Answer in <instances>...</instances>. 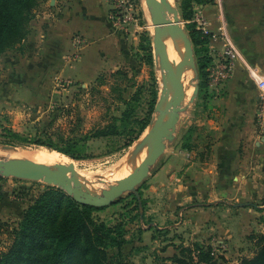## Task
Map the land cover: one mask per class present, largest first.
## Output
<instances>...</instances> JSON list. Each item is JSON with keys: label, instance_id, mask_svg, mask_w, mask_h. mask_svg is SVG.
<instances>
[{"label": "rangeland", "instance_id": "obj_1", "mask_svg": "<svg viewBox=\"0 0 264 264\" xmlns=\"http://www.w3.org/2000/svg\"><path fill=\"white\" fill-rule=\"evenodd\" d=\"M129 1L133 5V23L140 25L138 39L127 33L129 27L114 25L110 15L115 0L104 2L105 11L112 6L106 16H100L103 24H108L106 26H91L93 15L88 11H92V6L83 8L80 0L40 1L33 11L27 37L21 44L0 54V159L8 158L5 151L43 146L36 144L37 141H51L63 146L77 140L80 145L76 152L90 157L76 159L56 149L50 150L64 155L66 161L63 164L73 162L77 178L90 179L89 183L81 179L89 188L91 181V185H99L104 176L116 171L130 148L148 133L149 126L126 147L129 136L137 132L148 114L151 122L157 117L156 106L165 88L148 6L145 0ZM171 1L178 9L181 24L189 37L187 25L193 23L197 27L198 15L209 21L212 34L208 44L199 49L193 44L197 67L203 59L208 79L213 54L224 47V36L219 28L226 26L222 14L224 2L228 0H193L184 4L182 0ZM145 38L151 39L152 55L141 49ZM77 40L81 42L77 43ZM186 78L188 96L183 117L192 107H197L200 112L212 97L222 92V85L218 91L208 84L207 95L199 90L195 94V84H199L200 76L190 65L186 69ZM152 102L155 103L149 111ZM127 108L131 110L132 119L126 134L93 135L95 130L120 118ZM118 124L121 126L120 122ZM198 131L201 135L194 137V144L198 145L197 150H202L209 143L211 151L206 159L210 160L215 152V137L207 134L205 126ZM250 145L254 149L253 142ZM179 146L180 143L176 148L173 141H166L165 152L172 157ZM182 150L189 156L190 150ZM163 160L158 161L138 187L139 194L125 193L113 204L94 212L97 219L108 224L125 223L128 231L130 241L120 252L110 249L108 263L197 264L187 251L191 248L194 253L197 246L211 247L212 264H239L243 257L254 255L257 245L253 236L264 234V188L255 199L252 191L245 192V196L241 190L230 194L228 191V196L224 197V192L205 193L199 186L201 191H196L197 199L179 204L175 200L173 184L165 192L152 189L155 184L152 178ZM182 162L175 160L177 165ZM119 179L118 176L104 182L106 185L98 187L94 193L101 194L102 189ZM262 179L264 182V177ZM47 185L42 180L0 175V254L15 240V230L22 220L19 211L24 212ZM236 195L240 203H246L243 209L232 206L231 203L237 200L231 197ZM219 198L224 201L203 205L209 199ZM244 210H247L246 214L240 213ZM223 229H229L231 233ZM221 239L226 240L227 247L222 246Z\"/></svg>", "mask_w": 264, "mask_h": 264}, {"label": "crops", "instance_id": "obj_2", "mask_svg": "<svg viewBox=\"0 0 264 264\" xmlns=\"http://www.w3.org/2000/svg\"><path fill=\"white\" fill-rule=\"evenodd\" d=\"M80 1L83 8L92 6V11H88V14L93 15L91 26L108 25L103 24L101 17L107 15V11L112 9L111 5L105 11V0ZM222 15L226 21V31L240 53L235 74L222 84L221 94L212 97L211 102L206 103L200 112L197 107H192L185 117L181 116L182 123L173 141L176 148L179 143L180 146L172 157L167 152L163 154L159 160L164 159L163 163L152 178L155 181L152 189L159 192L167 191L173 184L175 200L179 204L197 197L196 191H201L199 186L205 193L224 192V197L228 196V191L230 194L241 190L244 196L245 192L252 191L251 196L255 199L264 188V133L261 132L257 116L259 90L252 75L255 72L264 76V0H228L224 2ZM123 26L129 27L127 33L138 39V23L129 22ZM192 125L205 126L207 134L215 137V152L210 160L201 159L195 149L190 150L189 156L183 152L181 137ZM199 135L201 132L194 137ZM251 142L254 149L251 148ZM175 160L183 162L177 165ZM237 196L231 197L237 200L231 204L243 209L246 203H240ZM220 201L224 199H209L203 205L218 204ZM19 212L22 217L23 210ZM240 213L246 214L247 210ZM223 230L231 233L229 229ZM219 242L227 247L225 239Z\"/></svg>", "mask_w": 264, "mask_h": 264}, {"label": "trees", "instance_id": "obj_3", "mask_svg": "<svg viewBox=\"0 0 264 264\" xmlns=\"http://www.w3.org/2000/svg\"><path fill=\"white\" fill-rule=\"evenodd\" d=\"M41 0H0V54L21 44L29 33L30 21L34 9ZM183 4L193 0H182ZM186 19H189V15ZM194 46L199 49L208 44L210 36L205 35L193 23L187 25ZM141 49L152 55L151 39H143ZM150 63L152 58L150 56ZM206 63L199 61V92L208 87ZM207 95V92L205 93ZM155 92L154 100L156 99ZM155 102L150 105L152 111ZM150 114L142 120L137 132L131 133L126 147L130 146L150 125ZM132 119L130 108L120 118L95 130L94 136L126 134ZM121 123V126L118 124ZM201 127L192 125L183 133L181 144L184 149H195L201 159H206L211 146L208 143L202 150H197L194 135ZM200 136V135H199ZM63 146L51 141H37L49 149H56L73 158H88L87 154L76 152L79 141L71 140ZM34 202L23 212L19 227L15 230L13 244L0 254V264H109V250H120L130 241L126 225L123 222L108 224L97 219L95 211L106 207H94L77 202L62 188L47 185ZM144 203V201H143ZM257 250L254 255L243 257L239 264H264V234L253 236ZM193 253L187 248L191 259L197 264H212L210 246H197Z\"/></svg>", "mask_w": 264, "mask_h": 264}, {"label": "water", "instance_id": "obj_4", "mask_svg": "<svg viewBox=\"0 0 264 264\" xmlns=\"http://www.w3.org/2000/svg\"><path fill=\"white\" fill-rule=\"evenodd\" d=\"M155 27L153 40L161 66L168 72V83L161 92L156 106L157 117L149 125L146 135L147 147L143 158L131 172L111 186L102 189L101 194L93 193L79 181L74 163L60 164L59 170L22 158L0 159V175L44 181L49 185L62 188L77 202L94 207H106L125 193H138V187L149 177L152 168L158 163L166 150V141H174L181 122L185 106V88L183 75L187 66H192L198 73L194 58L192 39L184 31L179 11L169 0H145ZM172 15V16H171ZM168 41L181 42L186 48V56L176 64L171 60ZM199 86L195 84V94ZM11 148V146H5ZM238 205V204H237ZM243 205V204H239Z\"/></svg>", "mask_w": 264, "mask_h": 264}, {"label": "built area", "instance_id": "obj_5", "mask_svg": "<svg viewBox=\"0 0 264 264\" xmlns=\"http://www.w3.org/2000/svg\"><path fill=\"white\" fill-rule=\"evenodd\" d=\"M132 7L133 5L129 0H115V8L110 15L115 26L124 27L123 25L126 23L135 22ZM196 21L198 23L197 28L211 37L209 21L203 15H198ZM219 32L224 36V47L221 52L213 54L208 69V84L213 90H218L223 83L234 76L237 59L240 57V53L227 33L226 27L221 26ZM216 36V34L212 35L214 38ZM80 42L77 40V43ZM252 75L259 90L260 107L257 116L260 120V128L264 131V76L255 72ZM222 246L225 247L224 244Z\"/></svg>", "mask_w": 264, "mask_h": 264}, {"label": "bare ground", "instance_id": "obj_6", "mask_svg": "<svg viewBox=\"0 0 264 264\" xmlns=\"http://www.w3.org/2000/svg\"><path fill=\"white\" fill-rule=\"evenodd\" d=\"M169 1L172 3L171 0H169ZM167 45H168V50H169V55H170L171 60L174 61L176 64L182 62V60L186 56V52H187L186 46L181 42H173V41H168ZM187 68H188V66L185 68L183 80H182L184 88H185V105H186L187 96H188V93H187L188 80L186 78V69ZM161 70H162L161 73H162V77L164 80V85L166 86L168 83V80H167L168 72H167V70H165V68L163 66H161ZM146 135H147V133L143 134L142 137L138 141H136V143L130 148L129 152L124 157V159L121 163V166H118L116 171L114 170L115 172L112 171L113 173H109L110 175L104 176L103 179L100 178L101 180H100L99 185H96V186L91 185L92 181H91V184H88L89 189L93 193L97 190L98 187L100 188V187H103V185L105 186L106 184H104V182L111 181L113 179V177L119 176V178L121 179L131 172L132 168L135 167L136 164L144 156V152H145V149L147 147ZM4 151L2 153H4ZM5 154L8 156V158L31 159V160L36 161L38 163L47 165V166L51 167L53 170H59V165L63 164L66 161L64 158V155H62L58 151L50 150V149L43 147V146H39V148H36V149H22L21 148V149L9 150L8 152L5 151ZM82 176H84V175H82ZM78 179H79V177H78ZM81 179H83V181L85 180L84 177H82ZM81 179H79V181H81ZM86 180L90 181V179H86ZM86 180L84 182H86ZM119 180H117V181H119ZM83 181H81V182H83ZM89 181H88V183H89ZM101 181H102V184H101ZM93 184H94V182H93Z\"/></svg>", "mask_w": 264, "mask_h": 264}]
</instances>
